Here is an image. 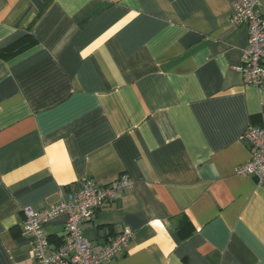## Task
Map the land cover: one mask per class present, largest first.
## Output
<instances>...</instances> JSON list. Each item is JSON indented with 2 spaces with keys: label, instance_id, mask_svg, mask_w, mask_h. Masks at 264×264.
Wrapping results in <instances>:
<instances>
[{
  "label": "crops",
  "instance_id": "crops-1",
  "mask_svg": "<svg viewBox=\"0 0 264 264\" xmlns=\"http://www.w3.org/2000/svg\"><path fill=\"white\" fill-rule=\"evenodd\" d=\"M235 0H0V264H39L23 209L133 186L81 226L103 264H264V189L235 168L264 117ZM260 14L264 17V0ZM65 214L43 225L49 249Z\"/></svg>",
  "mask_w": 264,
  "mask_h": 264
},
{
  "label": "built area",
  "instance_id": "built-area-1",
  "mask_svg": "<svg viewBox=\"0 0 264 264\" xmlns=\"http://www.w3.org/2000/svg\"><path fill=\"white\" fill-rule=\"evenodd\" d=\"M261 6L259 0H235L230 16L232 26L247 27V45L237 71L246 85L256 88H262L264 82V17L259 12ZM243 138L251 156L248 162L235 168V174L253 177L264 189V117L261 125L249 128ZM132 186V181L126 176L104 185L87 178L67 194L66 201L48 210L23 209L24 233L33 241L34 260L39 264H103L114 258L128 242L129 231L124 230L115 238H108L102 249L94 253L83 236L81 226L118 194L130 190ZM60 214L66 215L64 236L61 243L50 250L42 228L48 220Z\"/></svg>",
  "mask_w": 264,
  "mask_h": 264
}]
</instances>
